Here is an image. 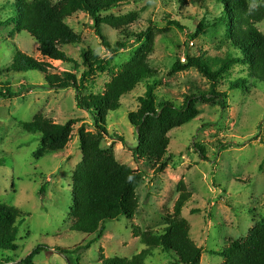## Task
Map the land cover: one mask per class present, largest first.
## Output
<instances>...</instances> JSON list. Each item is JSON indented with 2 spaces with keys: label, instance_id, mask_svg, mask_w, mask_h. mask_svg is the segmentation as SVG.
<instances>
[{
  "label": "rangeland",
  "instance_id": "obj_1",
  "mask_svg": "<svg viewBox=\"0 0 264 264\" xmlns=\"http://www.w3.org/2000/svg\"><path fill=\"white\" fill-rule=\"evenodd\" d=\"M248 2L256 6L260 0ZM131 11L140 12L131 30H151L154 34L148 64L157 75L139 84L121 99L119 110L109 113L108 135L102 147L113 150L120 163L138 170L144 179L137 189L139 207L135 217L104 222L105 232L97 239L94 234L73 231L70 214L73 173L82 161L78 130L85 125L95 133L94 120L78 108L74 88L48 89L44 74L13 72L10 65L20 50L48 64L50 74L74 73L82 79L83 95L100 94L111 80L110 72L127 63L141 44L130 39L128 49L113 53L104 46L92 19L76 13L66 22L80 35L81 43L63 50L79 64L84 53L93 51L108 65L106 72L98 70L83 77L84 67L43 57L39 43L29 33L18 32L8 23L14 14L12 1L0 0V203L29 214L21 218L18 249L0 250V264H22L38 247L43 251L37 254L34 264H102L104 258L131 259L146 248L142 242L144 232L162 234L172 222L181 181L192 193L183 217L190 225L191 239L203 249L200 264H224L222 257L210 251L222 250L233 240L245 238L254 225L264 222V82L249 78L248 65L236 64L219 79L217 91L227 94L225 109L217 100L195 101L200 115L169 133L166 168L161 171H157L161 162L142 158L135 150L138 135L128 119L130 112L138 110L139 98L148 83L155 87L158 103L171 102L177 107H182L190 96L210 90V82L196 68L173 73V65L184 63L186 54L205 59L214 69L229 56L235 57L220 18L218 0H146L112 13ZM202 22L205 25L198 37L190 40ZM258 27L264 34V21ZM102 32L113 48L122 39L108 26L102 27ZM239 79H245V85L230 90L231 83ZM38 116L56 124L70 119L80 121L64 151L37 156L42 148L41 135L25 131L21 124ZM45 184L46 192L41 194ZM174 260L173 254L158 249L146 264H175Z\"/></svg>",
  "mask_w": 264,
  "mask_h": 264
},
{
  "label": "trees",
  "instance_id": "obj_2",
  "mask_svg": "<svg viewBox=\"0 0 264 264\" xmlns=\"http://www.w3.org/2000/svg\"><path fill=\"white\" fill-rule=\"evenodd\" d=\"M11 1L14 14L8 23L15 25L18 32L29 33L39 43L43 57L73 63L76 68L84 67L83 77L98 70L106 72L108 65L93 51L84 53L79 64L63 50L64 47L81 43L80 35L66 22L76 13H85L92 19L94 29L104 46L113 53L128 49L130 39L141 44L127 63L117 71L110 72L111 80L100 94L83 95L82 79L78 80L74 73H64L62 76L50 74L48 64L20 50L16 51L10 65L13 72L38 71L44 74V86L48 89L74 88L77 91L78 108L92 116L96 132L88 131L85 125L78 130L82 161L73 173L70 214L73 218V231L86 235L94 234L100 239L105 232L102 225L104 222L117 221L123 217L133 219L139 207L137 189L143 182V174L120 163L113 150L102 147V140L108 135L109 113L119 110L122 107L121 99L133 92L139 84L157 75L148 64L155 43L153 32L131 30L139 21L140 12L131 11L123 15L112 13L124 5L139 4L146 0H59L56 4L51 0ZM218 2L222 7L220 18L224 22L226 36L234 48L235 57L229 56L214 69L205 59L186 54V61L176 62L172 70L173 73H179L196 68L210 82V90L190 96L182 107H177L171 102L158 103L155 87L148 83L146 92L139 98L138 110L128 114L131 125L139 127L138 146L135 150L142 158L161 162L157 171L166 168V156L171 144L169 133L200 115L194 105L196 100H217L225 109L227 94L218 92L217 84L232 66L240 63L248 65L249 78L264 82V34L258 27L264 21V0H260L256 6L250 5L248 0ZM204 25L202 22L190 40L198 37ZM104 26L118 31L122 36V39L116 42L115 48L103 35ZM245 83V79L236 80L231 83L230 90L239 89ZM7 93L11 94L10 90ZM21 94L22 92L18 95ZM2 95L5 96L4 93ZM79 122L78 119H70L65 124H56L51 119L38 116L32 122L22 123L21 127L29 133H40L42 148L37 156L42 157L43 153L64 151L72 140L74 126ZM177 189L179 196L171 215L172 222L165 231L159 235L150 230L144 232L142 242L146 248L131 259L104 258L102 264H146V259L158 249L173 254L175 264H200L203 249L191 239L190 225L183 217V209L191 201L192 193L183 181L178 184ZM45 192L46 184L42 186L41 194ZM28 215L15 206L0 203V250L18 249L17 239L23 221L21 218ZM41 251L42 247L36 248L22 260V264H34L35 257ZM210 254L222 257L224 264H264V222L254 225L245 238L233 240L222 250H211Z\"/></svg>",
  "mask_w": 264,
  "mask_h": 264
},
{
  "label": "water",
  "instance_id": "obj_3",
  "mask_svg": "<svg viewBox=\"0 0 264 264\" xmlns=\"http://www.w3.org/2000/svg\"><path fill=\"white\" fill-rule=\"evenodd\" d=\"M137 133L139 132V127L136 128Z\"/></svg>",
  "mask_w": 264,
  "mask_h": 264
}]
</instances>
